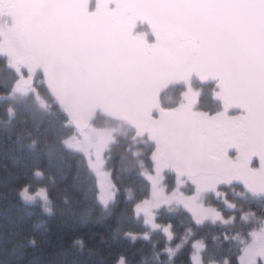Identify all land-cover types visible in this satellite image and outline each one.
I'll return each mask as SVG.
<instances>
[{"label": "snow or ice", "instance_id": "1", "mask_svg": "<svg viewBox=\"0 0 264 264\" xmlns=\"http://www.w3.org/2000/svg\"><path fill=\"white\" fill-rule=\"evenodd\" d=\"M3 17L16 25L10 39L25 35L19 59L29 72L40 69L50 82L67 81L93 102L125 113L153 145L154 170L163 165L176 172L171 194L141 173L153 186L155 203H137L136 219L143 215L144 226L162 231L169 245L175 232L171 223H157L154 210L161 206L183 207L197 226L228 228L255 219L245 232L222 235L225 243L239 245L236 264H264V216L251 207L245 211L223 191L236 185L237 195L264 200V0H0ZM30 84L23 78L9 95H27ZM169 88H179V99L165 107L161 96ZM206 93L215 110L202 107ZM44 175L33 171L37 179ZM183 176L192 183L191 194L180 191ZM114 188L109 179L97 197L105 209L115 200ZM208 193L223 208L204 203ZM17 194L53 214L47 186L27 182ZM124 235L150 239L147 232ZM194 235L189 229L176 248L165 247L169 262ZM29 243L37 245L35 238ZM74 243L84 246L83 240ZM191 247V264H204L205 242L193 240ZM119 264H126L123 256Z\"/></svg>", "mask_w": 264, "mask_h": 264}, {"label": "trees", "instance_id": "2", "mask_svg": "<svg viewBox=\"0 0 264 264\" xmlns=\"http://www.w3.org/2000/svg\"><path fill=\"white\" fill-rule=\"evenodd\" d=\"M32 75L28 68L12 67L0 53V264H119L121 256L126 264H191V243L196 239L207 245L202 254L204 264H224L225 259L236 264L239 245L225 243L222 234L245 232L256 226L255 219L248 225L238 222L228 228L211 222L197 226L183 207L175 203L161 206L156 212L157 223H171L175 232L170 245L162 231L144 226L143 216L136 219L134 206L149 200L152 194L150 181L141 173L152 170L149 156L153 145L146 137L136 139L135 131L129 127V134L118 135L106 152V165L116 193L114 202L105 209L97 198L99 179L88 156L66 144L79 132L49 95L42 75L35 73L33 79ZM23 78L32 79L26 85L28 94L16 92L10 96ZM168 96L173 103L168 102ZM178 99L179 88H169L161 96L165 107L174 106ZM202 107L215 110L217 105L209 101L206 93ZM9 108L14 115L9 114ZM115 123L119 122L98 113L92 126L103 129ZM33 141L34 148L30 147ZM137 152L141 154L134 156ZM37 168L45 173L43 179L33 176ZM166 180L170 189L177 187V176L166 175ZM184 181L183 193L191 194L192 183ZM27 182L34 188L48 187L53 214L45 213L39 202L26 204L21 200L18 189ZM223 191L245 211L251 207L264 216V200L237 195L240 189L236 185ZM129 194L132 199H128ZM204 203L223 208L211 193L206 194ZM189 229L195 235L169 262L165 247L176 248ZM126 232H147L150 239L133 241L124 235ZM32 238L37 241L35 247L29 243ZM76 240L84 241L82 249L74 243Z\"/></svg>", "mask_w": 264, "mask_h": 264}, {"label": "rangeland", "instance_id": "3", "mask_svg": "<svg viewBox=\"0 0 264 264\" xmlns=\"http://www.w3.org/2000/svg\"><path fill=\"white\" fill-rule=\"evenodd\" d=\"M15 27L16 25L13 19H10L8 17H3L2 19H0V35H1L0 53L2 55H5L9 59V62L12 67L28 68L27 65L22 60L19 59V57L24 53L25 43H26L25 39L21 36V34H18L15 39H10V36L14 31ZM32 73L33 75H35L36 72H32ZM33 75H32V79L33 77H35ZM169 99L170 98L168 96V102L170 104L171 102L172 103L174 102V100L171 101ZM128 134H129V128L125 122L111 124L103 129L96 128L91 125L87 130H85L84 132H79V134L76 137L68 141V143L70 144H74V145L78 144L80 146L79 150L76 148H71L72 150L82 152L88 156L91 166L99 179L100 193L102 192L105 184L108 182L109 179L112 182L111 173L110 171H108L106 165V152L108 151L110 145L114 142L115 138L118 135H128ZM147 172L152 176H154L159 181L158 188L166 189L167 194H171L177 189L178 185L175 189H170L166 185L167 182L166 175L177 176L173 173H168L167 167L161 165L160 171L159 173H157L154 170V165L152 164V170ZM187 180L190 181L189 179ZM183 182H184L183 186L180 187L181 192H183V188L186 185L184 180ZM113 191L116 193L115 188L113 189ZM152 193H153V186H152ZM148 201L155 203L152 194H151V198ZM154 211L157 212V210ZM142 216L143 215H141V217Z\"/></svg>", "mask_w": 264, "mask_h": 264}, {"label": "water", "instance_id": "4", "mask_svg": "<svg viewBox=\"0 0 264 264\" xmlns=\"http://www.w3.org/2000/svg\"><path fill=\"white\" fill-rule=\"evenodd\" d=\"M20 34L25 39V35L23 33ZM35 72L42 75L49 95L62 108L67 119L77 131L84 132L87 130L92 124L93 117L98 113H102L104 116L113 121L126 122L131 128L137 131L136 126L131 123L125 113L115 110L102 103L93 102L87 94L77 91L67 81L53 83L46 79L40 69H37ZM136 137L142 138L143 136L137 134ZM167 171L168 173L177 175L172 167H167ZM186 178L188 177H180V179Z\"/></svg>", "mask_w": 264, "mask_h": 264}]
</instances>
